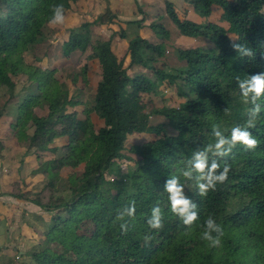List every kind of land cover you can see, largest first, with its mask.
Returning a JSON list of instances; mask_svg holds the SVG:
<instances>
[{"label":"trees","instance_id":"obj_1","mask_svg":"<svg viewBox=\"0 0 264 264\" xmlns=\"http://www.w3.org/2000/svg\"><path fill=\"white\" fill-rule=\"evenodd\" d=\"M80 1L0 0V119L7 106L17 104L10 124L13 138L35 152L38 165L31 176L47 181L35 198L21 189L13 196L50 215L40 234L43 244L30 254L28 264H264V98L256 126L249 129L259 146L246 151L237 145L219 160L221 170L225 164L230 168L224 184L201 197L195 182L181 176L193 153L214 143L213 124L230 135L248 119L251 105L243 103L237 77L264 73V0H183L182 18L169 0H163L164 16L154 18L137 5L141 18L123 23L149 29L161 41L154 44L135 36L121 58L113 51L112 38L92 35L96 25L119 23L107 4L91 22L72 27L61 45L64 58L90 50V60L98 65L100 79L90 107L70 95L58 70L41 66L42 59L32 54L44 43L55 6H63L65 17ZM165 16L182 40L208 46H170L184 64L169 72L155 66L170 54L165 42L172 32L163 24ZM116 35L126 39L124 29ZM234 38L252 48L254 57H240L231 48ZM132 67L151 71L156 81L139 71L130 75ZM89 70L84 64L69 81L86 86ZM20 76L35 87L17 101L15 79ZM164 84L167 92L185 101L178 108L151 106L146 112L142 96L156 94ZM153 115L165 121L151 124ZM28 126L32 134L25 135ZM134 135L143 139L130 144ZM58 141L63 144L58 146ZM123 166L125 178L118 179ZM172 176L180 177L197 204L199 219L191 230L170 211L163 189ZM132 201L135 216L125 218L129 230L122 234V221L116 217ZM157 204L163 228L153 231L146 221ZM209 216L224 231L218 247L201 238ZM146 234L152 237L148 243Z\"/></svg>","mask_w":264,"mask_h":264},{"label":"rangeland","instance_id":"obj_2","mask_svg":"<svg viewBox=\"0 0 264 264\" xmlns=\"http://www.w3.org/2000/svg\"><path fill=\"white\" fill-rule=\"evenodd\" d=\"M133 1L82 0L73 7L72 11L66 13L63 24L54 27L48 26L45 29L44 43L36 46L32 51L34 57L42 59L41 66L59 71L57 75L59 80L67 85L70 95L80 101L85 107L91 106L96 83L100 79L98 65L95 61L90 60V50H86L84 53L77 51L71 54L70 57L64 58L61 45L67 38L68 31L72 27L78 26L82 21L91 22L104 12L107 4L111 11L117 14L119 23L118 25H96L92 27V35L94 39L101 38L107 40L112 38L113 51L118 58H121L126 53L128 42L135 36L147 37L154 44L160 43L161 40L152 34L149 29L142 30L137 26H126L123 21L141 18L137 11V5H143L144 11L148 12L151 17L154 15L160 16V14L164 16L165 9L163 0H137L135 4ZM169 1L175 5L178 15L182 18L186 9L184 1ZM146 23H149V21ZM166 23L169 24L167 25ZM163 24L172 32V38L165 42L170 54L165 53V56L155 64L156 67L161 69L169 68V72L172 68L181 67L184 64L180 63L173 56L172 50L169 48L172 45L183 49L194 46L202 48L208 47L205 43H198L193 40H182L176 34L178 33L177 28L170 21H167L166 16L163 19ZM121 29L125 30V40L116 35ZM128 61L129 59L127 58L126 65ZM84 64H87L90 68L87 74L88 84L85 86L84 83L78 82L76 86H73L69 81V76L79 73ZM137 71L144 73L150 79L156 81L151 71H144V69L137 67L128 69L130 75L137 73ZM15 81L17 101H20L27 93L34 90L35 85H30L24 76L18 77ZM165 89H167L166 84L160 85L156 94L142 96L144 101L148 103L146 112L150 113L152 108H178L183 104L184 99H177L172 91L169 90L167 92ZM5 101L6 98L1 99L2 103ZM151 106L153 107L151 108ZM16 107L17 104L7 106L4 116L0 119V264L31 263L30 254L41 248L43 240L40 234L44 231L45 225L50 218L49 214L43 212L32 203L13 197L21 189L24 192H29L31 198H35L38 194H43L42 189L47 183L40 176H31V171L38 165L35 152L21 147L13 138V131L10 128V124L13 121ZM81 109V107L76 108L80 116ZM37 113L43 115L46 114V111L37 110ZM150 121L151 124H158L165 120L160 116L153 115ZM32 130L33 128L28 126L25 130V135L32 134ZM142 139V137L134 135L129 138V143L134 144ZM62 144V141L57 142L58 146ZM126 172L127 168L123 166L122 170L117 173L116 178H125ZM66 176L67 171H64L62 177Z\"/></svg>","mask_w":264,"mask_h":264},{"label":"clouds","instance_id":"obj_3","mask_svg":"<svg viewBox=\"0 0 264 264\" xmlns=\"http://www.w3.org/2000/svg\"><path fill=\"white\" fill-rule=\"evenodd\" d=\"M64 19L63 6H55L49 20L50 26L61 25L64 23ZM231 48L242 58H252L255 55L253 49L247 44L241 43L238 38L231 39ZM237 87L243 103L251 105L245 124L233 127L230 135H225L219 124H213L214 143L196 150L186 167L181 170V176L185 180L195 182L201 197H206L210 191L216 190L217 185H222L227 181L230 168L225 164L221 170L220 159L228 157L237 145L242 146L246 151L255 150L259 146V141L249 129L256 126L257 117L261 113L260 101L264 98V73H256L243 79L237 77ZM163 191L167 193L171 213L182 221L187 229L191 230L199 219L197 204L186 194L180 177L172 176L166 179ZM135 212V201H132L117 215L116 220L122 221L120 223L122 234H126L129 230L128 221L125 218H134ZM163 220L162 208L157 204L151 209L150 217L146 223L150 230L158 231L163 228ZM223 235L222 226L209 216L204 221L201 238L209 243V247H218ZM151 238V235L146 234L145 243H148Z\"/></svg>","mask_w":264,"mask_h":264}]
</instances>
